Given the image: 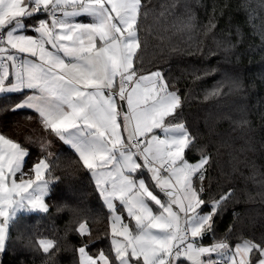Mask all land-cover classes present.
<instances>
[{
  "label": "snow or ice",
  "instance_id": "6c2138e0",
  "mask_svg": "<svg viewBox=\"0 0 264 264\" xmlns=\"http://www.w3.org/2000/svg\"><path fill=\"white\" fill-rule=\"evenodd\" d=\"M153 11L150 0H0V94H23L11 111H34L94 179L112 256L82 244L78 264H264V241L202 243L233 192L203 198L212 157L203 148L198 161L186 157L196 137L180 118L183 97L163 71L137 65L141 23ZM173 27L191 31L193 18ZM214 28L210 20L206 34ZM29 155L0 133V254L18 214L49 212L46 175L58 157L47 152L25 170ZM76 232L90 237L87 221ZM37 246L47 254L57 242Z\"/></svg>",
  "mask_w": 264,
  "mask_h": 264
},
{
  "label": "trees",
  "instance_id": "16d2710c",
  "mask_svg": "<svg viewBox=\"0 0 264 264\" xmlns=\"http://www.w3.org/2000/svg\"><path fill=\"white\" fill-rule=\"evenodd\" d=\"M150 3L154 11L141 23L137 65H142L143 73L163 71L183 97L180 118L196 137V147L186 151V157L198 160L201 148L212 157L203 198L215 200L229 189L233 192L215 217L213 233L202 242L224 240L234 246L244 240L264 241V4L261 0ZM164 9L165 15L159 16ZM189 16L191 31H176L173 25H182ZM210 20L215 28L206 34ZM217 87L222 92L213 96ZM22 95L0 94V133L29 150L27 170L47 150H61L63 143L42 126L34 111H11ZM241 120L248 125L242 128ZM44 143L48 148L42 152ZM65 151L63 161L46 175L52 180L46 197L49 212L18 214L0 264H78L76 250L82 244H89L92 255L103 250L111 258L109 212L94 179L72 151ZM84 221L90 237L76 232ZM41 238L55 240L57 248L43 253L37 246Z\"/></svg>",
  "mask_w": 264,
  "mask_h": 264
},
{
  "label": "crops",
  "instance_id": "0c3cea01",
  "mask_svg": "<svg viewBox=\"0 0 264 264\" xmlns=\"http://www.w3.org/2000/svg\"><path fill=\"white\" fill-rule=\"evenodd\" d=\"M41 18H45V17H41ZM81 19H85V18H78V20H81ZM87 22V21H86ZM26 23L27 24H29V25H32V24H35V22H29V21H26ZM27 34H29V35H32L33 33L31 32V31H29ZM57 138V137H56ZM58 139V138H57ZM62 142V141H61ZM63 143V142H62ZM69 148H68V146H66V145H64L63 144V148L61 149V150H59L58 152H55V153H52V155L54 156V157H56L57 155H58V159L56 160V163L54 164V165H59L62 161H63V159H64V156H65V150H68ZM56 154V155H55ZM230 246H233V245H231L229 242H227ZM239 243H241V241L239 242Z\"/></svg>",
  "mask_w": 264,
  "mask_h": 264
},
{
  "label": "rangeland",
  "instance_id": "374dc122",
  "mask_svg": "<svg viewBox=\"0 0 264 264\" xmlns=\"http://www.w3.org/2000/svg\"><path fill=\"white\" fill-rule=\"evenodd\" d=\"M47 152H48V150H47ZM52 153V152H51ZM56 155V154H55ZM56 157H58V155L56 156ZM56 157H54L53 155H51V156H49V158L48 159H51V160H53V159H55ZM196 161H198V160H196ZM196 161H193V162H196ZM145 179H146V181L148 180V176H147V174L145 175V177H144ZM159 194V193H158ZM161 198H163V196H161ZM46 199V198H45ZM46 202H47V199H46ZM205 211H207V210H205ZM26 213H31V212H26ZM242 242V241H241ZM203 243V242H202ZM213 243H215V242H213ZM213 243H210V244H206V243H203V245H205V246H209V245H211V244H213Z\"/></svg>",
  "mask_w": 264,
  "mask_h": 264
},
{
  "label": "water",
  "instance_id": "95a60500",
  "mask_svg": "<svg viewBox=\"0 0 264 264\" xmlns=\"http://www.w3.org/2000/svg\"><path fill=\"white\" fill-rule=\"evenodd\" d=\"M207 235H205L204 237H206Z\"/></svg>",
  "mask_w": 264,
  "mask_h": 264
}]
</instances>
